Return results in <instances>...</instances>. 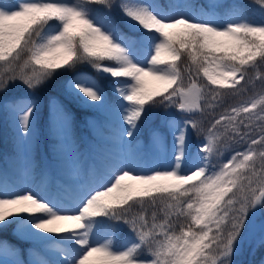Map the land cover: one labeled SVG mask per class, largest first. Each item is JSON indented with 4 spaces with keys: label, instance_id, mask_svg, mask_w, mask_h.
Instances as JSON below:
<instances>
[{
    "label": "snow or ice",
    "instance_id": "snow-or-ice-1",
    "mask_svg": "<svg viewBox=\"0 0 264 264\" xmlns=\"http://www.w3.org/2000/svg\"><path fill=\"white\" fill-rule=\"evenodd\" d=\"M254 2L259 19L235 0H0V109L29 164L39 94L61 78L67 99L117 118L114 149L87 163L74 116L51 96L66 179L17 188L0 172V231L17 225L41 244L34 264H240L264 214V0ZM256 81L258 94L216 115ZM158 108L181 116L165 111L145 151L138 138Z\"/></svg>",
    "mask_w": 264,
    "mask_h": 264
},
{
    "label": "trees",
    "instance_id": "trees-1",
    "mask_svg": "<svg viewBox=\"0 0 264 264\" xmlns=\"http://www.w3.org/2000/svg\"><path fill=\"white\" fill-rule=\"evenodd\" d=\"M8 2L15 3V0H8ZM194 2L198 4H204L207 3V0H194ZM235 2L241 4L247 10L250 18H259L260 6L255 3L254 0H235ZM123 27V24H121V28ZM124 30L127 31L126 29ZM77 70L86 72L89 76L95 78L102 85H106L107 83L106 80L102 79V74L96 73L93 69L86 65L79 66ZM70 75L72 74L70 73L69 76ZM250 75L253 74L250 73ZM63 79L65 78H61V80L56 81L49 89L39 94L38 104L39 107L42 108V113L38 114L37 139L33 145V153L35 154V156L32 154V163L37 166L36 168H48L51 170L54 169L50 149L53 143H55L56 141L51 137L50 132L44 131L45 126H49L50 113L48 100L51 96H55L60 99L74 116L73 131L75 138L78 140V143L82 146H88L91 143H96L91 130L87 126V121L90 120V117L97 115V112L90 109H83L76 103L67 99L63 94L62 89L58 87V85L62 83ZM108 91L111 97V92L110 90ZM260 91V82L256 81L255 89H252L251 86H249V91H247L246 93L227 97V103L223 106V109L228 108L236 102L242 100L243 98L254 95ZM216 112H218V110H216ZM98 116L105 122V125L106 123H108V120L106 118H102L100 114H98ZM106 131L110 132L108 129H106ZM23 160L24 151L21 148L17 147V132L13 117L9 112L0 109V172L6 174V176H10L12 184L17 187V181L15 179L17 178L20 168H22L23 166ZM20 228L21 227L17 225H12L7 229H4L3 231H0V239L2 237H6V239L12 243L13 247H16L20 250V255L26 264H34L35 259L30 254V252L32 250H36L38 253H40L41 244L33 242L30 238H23L19 233ZM129 234L131 233L128 229H123L119 233L118 244L123 237ZM248 243L249 242H245L243 251L241 255L238 256V258L242 260L243 264L246 263L249 257Z\"/></svg>",
    "mask_w": 264,
    "mask_h": 264
},
{
    "label": "rangeland",
    "instance_id": "rangeland-1",
    "mask_svg": "<svg viewBox=\"0 0 264 264\" xmlns=\"http://www.w3.org/2000/svg\"><path fill=\"white\" fill-rule=\"evenodd\" d=\"M150 86H151V84H150ZM249 99H250V97L245 98V99L235 103L233 106H238L241 103L246 102ZM61 103H62V101H61ZM233 106H231V107H233ZM165 111L169 112L172 116L176 117L177 119H179L181 116V113H179L174 108L167 109V110H165L164 108L155 109L153 111L152 119L144 127V130L146 132V137L148 138V142H147V140L142 139L141 136L138 138L140 141L141 147L145 151H147L148 145H149V135H148L149 129H151L153 127H160V125H161L160 118L165 113ZM39 113H42V108H40ZM100 113L106 114V117L110 121V123H108V127L113 132L117 127L114 125L115 123H117V118H116L115 114L111 113V112H100ZM220 114H218V115H220ZM208 118L204 121L205 128L207 127V123H209V121H210ZM89 119H90L88 121L89 126L91 128V131L93 132V135L95 136L94 138L97 140V142L94 144L91 143L87 147H84V146L77 144V142L75 141V139L72 135L73 134L72 133V127L70 128V136H71L72 143H73L74 147L76 149H78L79 153L82 154L84 161L87 163H91V161L94 158L104 154L107 151H111L114 149V146L109 139L112 132H110L109 134H107L105 132L103 121L100 118L95 117V116L90 117ZM125 127H127V125H125ZM48 129H50L53 133V130L50 127V125H49ZM53 137L55 139H57V137L54 135V133H53ZM202 139L203 138L199 139L198 143H200L202 141ZM193 143L196 144L194 139H193ZM58 144H59V141L55 144L53 149H51V151L54 153L53 158L56 161V167L58 168L54 172L45 171L41 175H38L36 172H34V163H32V161L30 159L31 164H29V158L26 157V155H25L23 166H22V168H20L18 175H17V178L15 179L19 185L18 188H27V187H31L33 185H39L41 183V181L45 179V174H46V183L48 186H54L57 182L63 181L64 179H66V177L63 176L60 168L58 167V163H59ZM234 147L242 150L244 147H246V145H234ZM229 154L230 153H225V155L222 157V159L226 160L228 158ZM30 156H31V153H30ZM7 178L11 184L10 176H7ZM15 187H17V186H15ZM262 218H264V214L258 215L255 218L254 223L251 227L252 232H251V236H250V241L248 243V245H249V258L245 264H264V246H257V244H256V241L262 235L261 230L256 231V228L258 227V223L261 221ZM20 234L22 235L23 238H29L23 234L22 229L20 230ZM130 235L131 234L126 235L125 238L129 237ZM124 239H122L121 241H123ZM116 243L118 244V240L116 241ZM42 247L43 246L41 245V250H42ZM40 252L42 254V251H40ZM31 254H33L34 257L37 259L36 261H38L42 258L40 253L36 252V250H32ZM237 260L240 262V264H242V260L240 258L237 257ZM17 261H21L22 264H26L20 258L18 251L13 250V248L9 245H7V247H5L4 245H2V246L0 245V264H16Z\"/></svg>",
    "mask_w": 264,
    "mask_h": 264
},
{
    "label": "water",
    "instance_id": "water-1",
    "mask_svg": "<svg viewBox=\"0 0 264 264\" xmlns=\"http://www.w3.org/2000/svg\"><path fill=\"white\" fill-rule=\"evenodd\" d=\"M264 224V220L261 221V223L259 224L257 231L261 228V225Z\"/></svg>",
    "mask_w": 264,
    "mask_h": 264
}]
</instances>
